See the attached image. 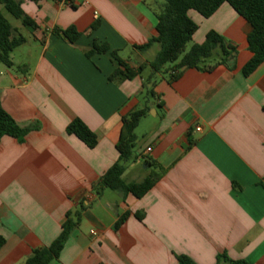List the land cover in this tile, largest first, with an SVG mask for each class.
<instances>
[{
    "label": "crops",
    "instance_id": "obj_1",
    "mask_svg": "<svg viewBox=\"0 0 264 264\" xmlns=\"http://www.w3.org/2000/svg\"><path fill=\"white\" fill-rule=\"evenodd\" d=\"M162 6L161 0H25L37 26L31 33L0 5L16 35L27 39L12 54L13 68L0 65L2 106L21 127L40 126L24 143L10 136L0 143V264H25L78 212L53 264H178L180 255L216 264L222 254L264 264V63L243 74L252 58L251 26L228 3L210 18L190 11L199 26L193 45L219 33L238 47L235 67L185 69L174 83L157 74L155 94L147 96L143 83L159 46L144 52L135 46L157 36ZM71 27L81 35L74 44L54 34ZM95 44L110 51L88 58ZM111 52L134 69L147 67L133 80L111 81L119 68ZM146 105L137 160L124 178L143 181L151 173L145 161L165 175L141 199L100 189L96 184L119 159L123 117ZM77 118L97 135L95 149L67 133Z\"/></svg>",
    "mask_w": 264,
    "mask_h": 264
},
{
    "label": "trees",
    "instance_id": "obj_2",
    "mask_svg": "<svg viewBox=\"0 0 264 264\" xmlns=\"http://www.w3.org/2000/svg\"><path fill=\"white\" fill-rule=\"evenodd\" d=\"M25 0H0L14 19L22 22L23 26L31 33L37 28L35 22L23 9ZM38 4L42 0H30ZM228 3L242 16L251 26L248 35L249 50L252 53L251 60L244 66L243 74L248 77L253 74L264 63V0H165L161 11L157 14V36L147 43L135 48L141 52L147 51L155 45L159 51L155 59L148 65L152 75L143 83V89L147 96H154L156 83L153 76L157 74L168 75L169 83L178 81L185 69H197L202 72H211L217 66H226L229 69L235 67L238 47L229 43L222 35L215 31L207 34L204 43L194 44L187 52V46L192 42L194 35L199 29L198 24L190 17V11H196L204 18L213 16L222 5ZM75 8V7H74ZM54 34L62 36L72 44L80 38V33L71 27L66 30L56 29ZM27 43L26 37L16 35V29L12 23L0 13V65L13 68L12 54L14 51ZM110 51L108 45H97L87 52V57L94 54H103ZM112 58L117 62L119 68L110 76V80H133L141 76L147 66L132 68L126 61L118 56L117 52H111ZM217 63L209 65L211 62ZM17 69H21L17 67ZM162 106L163 104H159ZM149 106L136 109L124 116L120 139L116 145L119 153L118 161L101 177L96 186L100 189H109L124 196L132 195L141 199L148 194L154 186L163 178L166 170L156 162L145 161L151 169V173L141 182H128L124 175L129 164L137 160L135 150L137 147L136 130L143 118L149 113ZM40 126L34 124L31 127H21L15 119L4 109L0 98V143L2 138L10 136L20 143L26 141L27 136ZM69 135H75L90 149L98 145L97 135L79 118L75 119L67 127ZM130 213L123 214L116 223L118 230L128 219ZM139 220H144V214H136ZM76 220L68 218L63 225L60 236L48 247L36 249L33 256L25 264H53L60 258L70 235L80 221V212L76 214ZM5 240L0 239V248ZM178 264H196L191 258L177 256ZM216 264H251L246 260H231L226 254L219 255Z\"/></svg>",
    "mask_w": 264,
    "mask_h": 264
},
{
    "label": "rangeland",
    "instance_id": "obj_3",
    "mask_svg": "<svg viewBox=\"0 0 264 264\" xmlns=\"http://www.w3.org/2000/svg\"><path fill=\"white\" fill-rule=\"evenodd\" d=\"M162 1V3L163 4H165V0H161ZM4 13H5V16L12 22V23H19V21L18 20H16V19H14L8 12H6V11H4ZM193 45V43L192 42H190L189 44H188V46H187V49H186V51L188 52L189 50H190V48H191V46ZM130 57H131V55H130ZM131 58H133V60L135 59V57L133 56V57H131ZM144 127V126H143ZM140 131H144V128H142V130H140ZM142 138V137H141Z\"/></svg>",
    "mask_w": 264,
    "mask_h": 264
},
{
    "label": "built area",
    "instance_id": "obj_4",
    "mask_svg": "<svg viewBox=\"0 0 264 264\" xmlns=\"http://www.w3.org/2000/svg\"><path fill=\"white\" fill-rule=\"evenodd\" d=\"M65 1H66V2H69V1H71V0H65ZM95 16L98 17V13H95ZM198 130L201 131L202 129L199 128ZM147 152H148V153L151 152V148H148V149H147Z\"/></svg>",
    "mask_w": 264,
    "mask_h": 264
}]
</instances>
